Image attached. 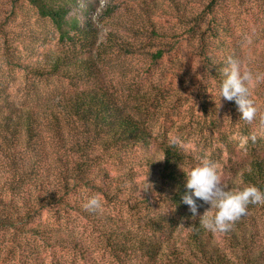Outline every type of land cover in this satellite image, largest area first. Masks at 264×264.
<instances>
[{
  "label": "trees",
  "instance_id": "trees-1",
  "mask_svg": "<svg viewBox=\"0 0 264 264\" xmlns=\"http://www.w3.org/2000/svg\"><path fill=\"white\" fill-rule=\"evenodd\" d=\"M24 1L35 23H50L54 39L31 29L8 47L0 29L4 61L73 89L22 106L0 73V264H94V250L112 264H251L249 255L246 263L229 256L202 226L203 201L196 217L183 203L192 157L158 141L103 83L100 59L134 50L103 46L97 26L73 13L77 0ZM170 2L179 20L186 16L183 30L220 88L229 60L243 62L239 45L219 53L230 27L223 10H253L264 0H191L186 11ZM151 34L167 37L154 25ZM165 54L157 49L151 58ZM240 176L245 189L264 192V156L251 155ZM94 195L102 201L95 212L85 208ZM250 209L264 214V206Z\"/></svg>",
  "mask_w": 264,
  "mask_h": 264
},
{
  "label": "rangeland",
  "instance_id": "rangeland-1",
  "mask_svg": "<svg viewBox=\"0 0 264 264\" xmlns=\"http://www.w3.org/2000/svg\"><path fill=\"white\" fill-rule=\"evenodd\" d=\"M178 1L185 11L193 5L191 0ZM72 9L82 22L88 18L97 26L103 46L122 45L134 50L111 52L100 59L103 83L121 106L144 122L158 141L174 145L192 157L195 166L204 160L214 162L227 190H244L241 170L251 155L264 156V4L253 10L248 6L224 9L230 27L218 46L222 53L231 52V45H239L243 56L241 72L261 77L250 85V98L259 111L255 122L243 120L238 106L229 101L222 99L219 108V88L210 78L211 66L202 63L196 54L183 30L186 16L179 20L170 0H77ZM35 20L34 11L24 0H0V29L6 33L8 47L17 45L20 39L23 42L31 29L47 31L54 39L50 23ZM153 25L163 28L167 37L157 39L152 35ZM176 32L181 34L178 40ZM1 44L0 36V73L5 75L8 89L19 105L73 89L66 81L36 79L11 68L4 61ZM157 49H165L166 54L154 60L151 55ZM205 206V212L209 210L205 217L214 216L215 209L206 203ZM247 211L230 233L212 231L214 239L239 263H246L249 255L253 258L251 264H264V214L250 208ZM180 234L182 238L186 235L185 231ZM94 252V264H112L98 250Z\"/></svg>",
  "mask_w": 264,
  "mask_h": 264
},
{
  "label": "clouds",
  "instance_id": "clouds-1",
  "mask_svg": "<svg viewBox=\"0 0 264 264\" xmlns=\"http://www.w3.org/2000/svg\"><path fill=\"white\" fill-rule=\"evenodd\" d=\"M224 76L220 88L221 100L234 101L238 106L241 118L248 122H255L259 111L254 101L250 98V85L254 79L251 72H241L237 61L230 59L229 66L224 69ZM186 188L189 190L183 197V203L189 208L193 217L199 216L200 204L203 201L215 209V215L206 218V211L202 216L201 224L210 231L230 233L235 224L244 219L249 208L264 206V192L251 187L240 191L227 190L221 184L217 165L209 160L202 161L186 174ZM85 208L90 211H98L102 208V201L98 195L91 196ZM210 208V209H211Z\"/></svg>",
  "mask_w": 264,
  "mask_h": 264
}]
</instances>
